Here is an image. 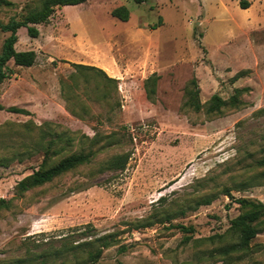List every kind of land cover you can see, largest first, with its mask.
<instances>
[{"label":"rangeland","instance_id":"374dc122","mask_svg":"<svg viewBox=\"0 0 264 264\" xmlns=\"http://www.w3.org/2000/svg\"><path fill=\"white\" fill-rule=\"evenodd\" d=\"M10 1L0 22L41 0ZM119 5L126 21L110 13ZM35 27L36 37L18 28L14 44L33 49L34 63L10 60L0 83V264H264V224L246 252L213 251L235 239L236 198L264 202V0H87L55 7ZM237 88L238 105L207 110L213 94ZM53 135L62 138L53 147L66 136L70 144L48 163L80 149L94 159L16 195ZM121 153L122 170L101 172ZM107 234L102 247L96 239Z\"/></svg>","mask_w":264,"mask_h":264},{"label":"trees","instance_id":"16d2710c","mask_svg":"<svg viewBox=\"0 0 264 264\" xmlns=\"http://www.w3.org/2000/svg\"><path fill=\"white\" fill-rule=\"evenodd\" d=\"M87 0H41L40 5L36 9L28 10L21 18L17 19L14 17L9 18L6 22H0V30L7 32L8 34L4 37L1 47H0V83L8 78L11 71L8 67V62L13 61L14 64L20 66H30L35 61L36 53L33 49L26 50H16L14 47L17 41V29L20 27H25L28 36L36 37L38 35V29L35 24L44 23L47 21L49 16L52 14L53 10L57 6L64 5H75L83 3ZM135 3H141L146 0H132ZM251 0H237L240 8H247L250 5ZM10 0H0V5H11ZM111 15L119 20L126 21L129 18V10L124 5H119L111 9ZM71 65L79 71H91L95 78L102 79L107 83H114L115 78L108 76L105 71L99 67L92 65H85L81 63L72 62ZM156 80L155 74H152L147 78V82H150L149 93L152 95L154 93V83ZM192 84L194 85V79H192ZM244 90L243 88H237L234 90L230 96L226 99L220 98L218 95L213 94L207 101V110L215 111L218 110L222 105L228 103L232 106L239 104V94ZM187 93V103L198 109L201 105L197 99V89L189 88L186 90ZM0 108L2 106L0 105ZM6 110L22 112L21 109L10 106ZM62 139L59 135H53L45 141L43 149V157L40 165L32 169L30 173L26 174L20 178L15 184V194L21 195L23 192L42 185L44 183L50 182L55 177L77 168L82 165H86L92 162L95 153L92 150L80 149L75 152H70L64 156H61L54 162L48 163V160L52 155L64 151L67 145L70 144V138L64 137L65 144L60 148L53 147L56 140ZM127 154L121 153L114 155L105 161L100 163V170L109 171L112 176L122 170L127 161ZM256 164L259 166H264V155L256 160ZM111 176V175H110ZM235 202L240 208V212L230 220L229 226L227 228V234L230 237H235L233 241L226 242L216 247L213 251L220 256L228 257L233 253L246 252L251 247V241L260 232L264 224V202L256 199L250 198H236ZM204 203H208L206 199ZM8 206V201L0 198V209L6 208ZM184 228V227H182ZM110 235H103L97 237L96 240L101 242V246L105 247L109 244ZM90 243V242H88ZM87 243V244H88ZM100 253L99 248L95 251H87L86 254L88 258L94 260ZM38 264H46L44 260H41Z\"/></svg>","mask_w":264,"mask_h":264}]
</instances>
